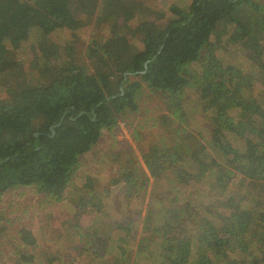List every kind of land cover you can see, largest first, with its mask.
<instances>
[{"label":"trees","instance_id":"obj_1","mask_svg":"<svg viewBox=\"0 0 264 264\" xmlns=\"http://www.w3.org/2000/svg\"><path fill=\"white\" fill-rule=\"evenodd\" d=\"M142 7L141 0H0V201L28 188L67 200L80 157L157 95L168 111L150 119L162 130L157 141L141 139L148 122L132 132L149 179L164 183L153 199L157 213L134 258L104 233L95 235L101 251L113 244L109 256L128 264H264V181L256 180H264V0L174 2L152 22ZM92 20L110 34L92 40L88 61L79 62L55 34L88 29ZM31 41L38 58L29 72L21 51ZM215 41L219 52L208 61ZM229 54L240 60L231 63ZM187 107L208 123L207 144L175 123ZM229 172L235 179L225 178ZM174 181L191 197L173 190ZM142 182H125L120 198L132 188L146 193ZM16 234L22 246L35 245L27 230ZM19 258L16 264L33 259Z\"/></svg>","mask_w":264,"mask_h":264},{"label":"rangeland","instance_id":"obj_2","mask_svg":"<svg viewBox=\"0 0 264 264\" xmlns=\"http://www.w3.org/2000/svg\"><path fill=\"white\" fill-rule=\"evenodd\" d=\"M141 1L144 7L140 10H145L149 16L148 21L152 22L160 11L166 12L172 3L191 2L192 0ZM248 10V8L242 10L247 17L249 16ZM93 16H96V13ZM137 18L138 12L135 13L133 22L130 23L132 28L135 26ZM89 26L88 29L81 28L75 32L55 34V40L62 47L66 45L69 48L73 47V57L79 62L86 63L88 61L85 49L92 40L101 39L102 42H105L110 34L109 26L106 24L96 28L94 20H92ZM219 46V42L215 41L208 61L217 56ZM22 52H25L22 56L26 61V69L31 72L32 64L38 58L36 45L31 41L23 47L21 54ZM239 57L238 55H228L231 63L239 61ZM253 89L254 87L250 92L252 95H254ZM5 96V92L0 89V100H4ZM186 100L189 105L195 100L191 91L187 92ZM140 104V113L136 116L133 115V118L118 122L111 130H105L91 152L80 157V168L76 172L71 189L68 190L73 195L67 200L58 203L50 200V202L43 194L32 188L18 189L2 197L0 217L3 221H1L0 230H3V234H0V264H16V260H20L19 256L21 255H31L33 258L31 264H48L49 262L52 264H108L109 262L128 264V262L120 261L123 260V257H119V261L116 262L114 257L109 256L110 251L117 250L113 244H110L112 245L111 249L108 248V244L101 251L103 246L96 242L95 235L99 236L102 233L108 234L110 239L117 241L118 248H126V253L129 255L127 258L130 260L134 258L135 251L139 252V239L148 226L149 214L157 213V209L153 208L154 200L161 194L163 195L161 187L164 186V183H158L156 186L154 179H149V172L140 157V149L132 132L138 123L140 126H145V122H148L147 127H150L153 123L150 120L151 117L154 119L168 112L165 103L162 104L157 95L144 97ZM185 110L187 115H184V121L175 120V123L190 131L200 140L201 137L205 138L201 142L207 144L206 140L210 139V135L206 132V129L209 128L208 123L198 122L200 120L199 112L194 107H187ZM161 131L157 124V126L145 128L140 132V136L142 140L157 141ZM139 144L142 147L145 143ZM213 166L215 167V165ZM263 170L264 166L260 167L258 171ZM219 171H221L220 167ZM234 177L235 174L232 172L225 174V178L233 180ZM256 180L264 181L260 178ZM125 182L147 183L146 193L142 192L143 189L135 192L132 188L130 193L123 191L125 199L120 198V188L124 187ZM86 184L88 187L85 189L83 186ZM90 186L96 195L88 194L92 190ZM171 186L173 190L182 187L179 181ZM180 190L185 196L191 197L183 187ZM190 199L197 203L195 199ZM166 201L168 198L165 199L164 205L169 204ZM127 203L129 205H126ZM221 226L225 228V223H222ZM22 228L27 230L35 240L33 247L21 245L16 233ZM219 229L218 233L222 238L227 239L228 236H231L225 229ZM16 249L17 254L13 252ZM150 249L152 250L154 247ZM20 264L23 263L20 262Z\"/></svg>","mask_w":264,"mask_h":264},{"label":"water","instance_id":"obj_3","mask_svg":"<svg viewBox=\"0 0 264 264\" xmlns=\"http://www.w3.org/2000/svg\"><path fill=\"white\" fill-rule=\"evenodd\" d=\"M147 63H148V62H147ZM147 63H146V64H147Z\"/></svg>","mask_w":264,"mask_h":264}]
</instances>
